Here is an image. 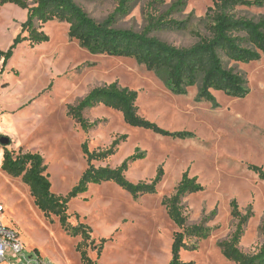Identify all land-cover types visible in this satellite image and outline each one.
<instances>
[{
	"label": "rangeland",
	"instance_id": "rangeland-1",
	"mask_svg": "<svg viewBox=\"0 0 264 264\" xmlns=\"http://www.w3.org/2000/svg\"><path fill=\"white\" fill-rule=\"evenodd\" d=\"M144 1L136 2L116 28L141 32L146 26ZM164 1L169 7L176 0ZM27 2L32 6L35 0ZM76 3L93 20L103 22L115 10L117 0ZM211 5L212 0H187L186 8L171 16L185 22L186 29L153 36L177 48L192 46L194 33H206L205 14ZM237 13L258 21L264 19V5L239 8ZM26 18V10L0 6V51L8 52ZM68 29L57 21L44 24L41 30L49 37L48 43L32 47L22 42L5 65L0 58V138L10 140L8 146L0 145V162L5 151L39 153L47 165L51 191L63 197L87 169L83 144L90 152L114 149L113 156L92 163L96 168L115 169L134 154L143 155L125 174L131 183L148 184L160 169L163 178L155 194L136 199L115 184L104 183L90 186L86 194L72 200L69 224H82L91 231L90 240L84 242L63 231L56 218L52 224L46 221L20 178H10L0 170V222L19 237L25 254L51 264H81L76 247L82 243L92 264H169L173 236L181 230L161 203L174 194L186 172L204 188L182 201L186 227L200 226L207 235L186 238L195 249L182 251L181 261L233 264L219 248L238 224L231 216L233 201L243 217L249 216L238 248L245 254L256 253L264 245V183L249 167L264 171V58L238 66L248 83L245 98L213 92L214 103H209L198 100V85L177 96L169 91L164 71L151 72L133 59L81 49L68 38ZM113 83L137 92L140 117L165 131L187 132L192 137L172 140L131 128L119 112L101 105L84 112V118L96 126L83 132L67 116L68 107L76 106L93 89ZM102 240L106 242L101 245Z\"/></svg>",
	"mask_w": 264,
	"mask_h": 264
},
{
	"label": "trees",
	"instance_id": "trees-1",
	"mask_svg": "<svg viewBox=\"0 0 264 264\" xmlns=\"http://www.w3.org/2000/svg\"><path fill=\"white\" fill-rule=\"evenodd\" d=\"M76 1L35 0L30 6L27 0H0V6L10 4L27 11V18L21 25L19 37L8 52L0 51V58L5 60L3 65L19 43L28 42L32 47L48 43L49 37L41 27L57 21L69 26L68 38L76 41L81 49L91 54L133 59L151 72L164 71L168 89L172 94L186 95L189 88L198 85V100L214 103L213 92H220L234 99L245 98L249 94L248 83L245 74L238 69V66L258 62L264 58V19L255 21L241 17L237 13L239 8L262 7L264 0H212V5L205 14L208 20L206 33H194L196 43L188 48H177L153 36L156 32L186 29L185 22H178L171 16L185 9L187 0H176L169 7L164 0H145L146 26L141 32L116 28L117 21L126 17L139 0H117L115 10L103 22L93 20ZM23 34L27 35L23 37ZM137 99V92L113 83L90 91L76 106L68 107L67 116L83 132L88 133L96 123L88 122L83 114L101 105L119 112L124 123L131 128L149 131L172 140L192 137V134L187 132L165 131L140 117L136 106ZM81 150L87 161V169L64 197L51 191L47 165L39 153L15 155L13 152L5 151L0 170L10 178H20L22 184L29 189L35 207L46 221L52 224L53 219L56 218L61 229L70 237H80L87 242L91 234L89 227L82 224L73 227L69 224L68 205L72 200L86 194L90 186L104 183L115 184L135 199L152 195L156 193L162 181L163 170H158L155 178L148 184H134L126 179L125 174L131 164L144 158L143 155L134 154L115 169L96 168L92 163L103 162L113 156L114 149L90 152L87 145L83 144ZM249 170L264 183L262 168L250 166ZM203 190L197 178H191L186 172L175 188L174 194L162 200L161 204L168 218L181 230L173 236L169 264H194L185 263L180 259L182 251L195 249L187 245L185 239L205 238L207 232L200 226L186 227L182 201L186 196L201 193ZM231 209V216L238 221V224L231 238L219 244L223 258L233 264H264V245L254 254H245L239 250L238 246L249 216L243 217L234 201L231 203ZM105 242L102 240L101 245ZM91 244L94 242L91 241ZM81 247L82 243L76 247L81 264H92L87 252Z\"/></svg>",
	"mask_w": 264,
	"mask_h": 264
},
{
	"label": "built area",
	"instance_id": "built-area-1",
	"mask_svg": "<svg viewBox=\"0 0 264 264\" xmlns=\"http://www.w3.org/2000/svg\"><path fill=\"white\" fill-rule=\"evenodd\" d=\"M2 208H0L1 212ZM7 254L10 255L9 260ZM28 257L19 237L0 222V264H51L39 257Z\"/></svg>",
	"mask_w": 264,
	"mask_h": 264
},
{
	"label": "water",
	"instance_id": "water-1",
	"mask_svg": "<svg viewBox=\"0 0 264 264\" xmlns=\"http://www.w3.org/2000/svg\"><path fill=\"white\" fill-rule=\"evenodd\" d=\"M10 144V140L7 137L0 138V145L1 146H8Z\"/></svg>",
	"mask_w": 264,
	"mask_h": 264
},
{
	"label": "crops",
	"instance_id": "crops-1",
	"mask_svg": "<svg viewBox=\"0 0 264 264\" xmlns=\"http://www.w3.org/2000/svg\"><path fill=\"white\" fill-rule=\"evenodd\" d=\"M1 163V162H0Z\"/></svg>",
	"mask_w": 264,
	"mask_h": 264
}]
</instances>
